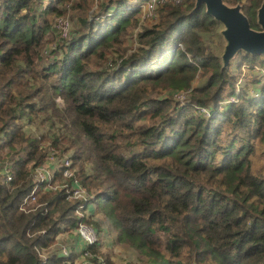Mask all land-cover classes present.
Returning a JSON list of instances; mask_svg holds the SVG:
<instances>
[{
	"label": "trees",
	"instance_id": "trees-1",
	"mask_svg": "<svg viewBox=\"0 0 264 264\" xmlns=\"http://www.w3.org/2000/svg\"><path fill=\"white\" fill-rule=\"evenodd\" d=\"M143 1L0 0V264H111L75 234L98 236L97 213L128 264H264V72L240 71L264 55L220 68L203 5L165 0L141 24ZM260 1L241 2L252 27ZM47 155L73 173L43 189Z\"/></svg>",
	"mask_w": 264,
	"mask_h": 264
},
{
	"label": "water",
	"instance_id": "water-1",
	"mask_svg": "<svg viewBox=\"0 0 264 264\" xmlns=\"http://www.w3.org/2000/svg\"><path fill=\"white\" fill-rule=\"evenodd\" d=\"M200 5L220 23L217 28L222 40L219 51L220 68L228 66L238 52L264 55V0L260 1L255 10L257 27L250 25L239 1L228 3L225 0H193L189 11H195ZM191 264H195L194 259Z\"/></svg>",
	"mask_w": 264,
	"mask_h": 264
},
{
	"label": "rangeland",
	"instance_id": "rangeland-1",
	"mask_svg": "<svg viewBox=\"0 0 264 264\" xmlns=\"http://www.w3.org/2000/svg\"><path fill=\"white\" fill-rule=\"evenodd\" d=\"M244 0L239 1L240 4H242L241 2ZM227 2V1H226ZM236 2V1H235ZM229 3V2H228ZM141 5V3H140ZM142 7L139 6V11L137 12V17L138 19H140V23L144 24L147 21H156V19L154 20L153 18H148L144 19L142 18V14H141V10ZM221 38H220V44H219V48H218V52L220 51L221 48ZM133 44H135V42H133ZM237 54L230 60V66L234 69V62L236 59ZM253 66L252 70H248L245 68H241L240 71L242 73H253V74H260L264 72V65L260 64V63H256L255 65L251 64ZM249 89L248 91L250 92V94H253V91L250 87V84L248 83L247 86ZM175 96H177V94H175ZM228 99H231L232 96H225ZM178 101L183 102L184 99L178 98ZM225 102V100L221 101V104H223ZM203 112H205L204 109H202ZM52 156V157H51ZM47 155V159L42 162L38 167H36V169H34L35 173H38L40 176H43L45 179L46 174L48 175V178L50 179V176L53 172V170L55 168H53L52 170H49V168L51 167V164H54L57 160V158L55 157V155ZM57 163V162H56ZM257 164V162H255ZM71 170V169H70ZM38 181H40V178L38 179ZM93 203V201H92ZM91 204V203H90ZM92 205V204H91ZM87 209H90L89 207H87ZM102 216H100L99 213H97L94 216V219H96L97 221H100V224H97V227L99 228V235L97 236L98 241H100V245H101V249L104 253H106L108 255V260L111 264H128L130 261H136L139 257L137 255V253L128 245L123 244V243H118L114 240V233L111 230V228L109 227V225L104 222L103 220H101ZM60 238H62V240L64 239H71L72 236H70L69 234L63 233L59 235ZM62 240L59 239L58 242H62ZM74 240V239H73ZM64 246V244L62 245ZM64 247H60V249H63ZM78 252V250H77ZM77 259V258H76Z\"/></svg>",
	"mask_w": 264,
	"mask_h": 264
},
{
	"label": "built area",
	"instance_id": "built-area-1",
	"mask_svg": "<svg viewBox=\"0 0 264 264\" xmlns=\"http://www.w3.org/2000/svg\"><path fill=\"white\" fill-rule=\"evenodd\" d=\"M165 0H145L141 3L142 7V18L144 19H148V18H155L156 17V8L158 7V5L162 4ZM174 2H178L180 0H172ZM140 20V19H139ZM57 26L60 28L61 32L64 34L67 32L68 30V21L67 19H63V20H59L57 22ZM181 97V99H184L183 95H180L179 98ZM231 100H235L234 96L231 97ZM51 156V155H50ZM52 157V156H51ZM57 162V163H56ZM56 162L54 163L55 165H59L62 166V171L61 174L66 176V177H70L73 173L72 169L69 167V163L70 161L66 158H60L58 160H56ZM71 169V170H70ZM38 179L40 178V181H45L44 184L41 185V187H43V189H48V188H55L59 185V183H50L48 175L46 174V179L43 176H40L38 173ZM7 178L9 176H6ZM72 184L70 185V187H67V192H68V197L69 198H77V199H81L80 203L78 206H83V202H85L86 200V194L84 189L81 187V185L77 182V180L75 178L72 179ZM35 188V187H34ZM33 192V189L30 191L29 195H31ZM27 197V196H26ZM25 197V198H26ZM24 198V200H25ZM30 198H32L30 196ZM75 234L78 237V239L80 241H82L84 244H91L93 242L97 241V233H96V229L90 225V224H86L83 222H78L76 227H75ZM82 248V246H81ZM81 250V249H80ZM64 251V250H63ZM89 255L88 251H83L81 250V255L82 256V264H91L88 259L86 258V256Z\"/></svg>",
	"mask_w": 264,
	"mask_h": 264
},
{
	"label": "crops",
	"instance_id": "crops-1",
	"mask_svg": "<svg viewBox=\"0 0 264 264\" xmlns=\"http://www.w3.org/2000/svg\"><path fill=\"white\" fill-rule=\"evenodd\" d=\"M55 166H56L55 164H51V167L49 168V170H52L53 168H55ZM72 242L75 247L74 249L77 251L81 247V244L79 245V241H77L76 239H74Z\"/></svg>",
	"mask_w": 264,
	"mask_h": 264
}]
</instances>
